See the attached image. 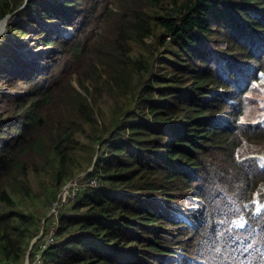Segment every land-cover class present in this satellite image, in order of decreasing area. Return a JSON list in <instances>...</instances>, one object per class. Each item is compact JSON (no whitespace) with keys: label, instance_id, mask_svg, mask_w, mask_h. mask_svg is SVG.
Wrapping results in <instances>:
<instances>
[{"label":"trees","instance_id":"trees-1","mask_svg":"<svg viewBox=\"0 0 264 264\" xmlns=\"http://www.w3.org/2000/svg\"><path fill=\"white\" fill-rule=\"evenodd\" d=\"M24 2L0 0V20ZM47 3L27 0L50 17ZM50 7L73 34L48 41L59 50L44 71L8 75L25 94H2L0 264H23L59 190L82 172L57 241L31 264H264V128L245 117L248 87L264 75V0ZM160 62L175 71L157 73ZM187 191L193 222L148 197Z\"/></svg>","mask_w":264,"mask_h":264},{"label":"rangeland","instance_id":"rangeland-1","mask_svg":"<svg viewBox=\"0 0 264 264\" xmlns=\"http://www.w3.org/2000/svg\"><path fill=\"white\" fill-rule=\"evenodd\" d=\"M26 6L27 4L24 3L22 8H20L17 11L14 20H19L18 23L25 25L27 24V21H29V19L32 18L33 21H30L31 24L30 26H28V32L23 34L14 33V31L11 30L12 27L7 26L8 21L12 19V18L10 19L9 16H8L9 18L5 16L0 20V112L3 111L5 112L6 109L8 108L6 102L3 100L2 97L3 93L5 92L13 93L17 91L19 93L25 94L28 90V86L26 85L27 83L23 79H19V82L17 81L18 85L16 86L15 89H13L12 85L7 84L5 82L6 80H8V75L10 73H14L18 71L24 72L23 65H27L30 69H33L35 65L34 62L32 64V61L35 62L40 61V64L42 66L41 68L40 67L39 68L41 70L43 69L44 71L46 69V66L52 63L47 53L50 50L55 52L59 50L56 46L50 48L45 47L46 52L40 50L41 46L39 45L40 43L39 41H42L44 40L45 37H50L51 35L49 31L47 32V34L45 32L42 33L41 29L47 26L49 30V26L54 25L55 23L52 22L53 21L52 17H47V13L45 11L35 12L31 14V12L28 11L31 9L27 6L26 12H22L21 10ZM84 8L85 7H82V9ZM59 25H64V22L59 23ZM32 29H35V31H32ZM53 29H55V27H53ZM50 31L52 33L53 30ZM68 31L69 33H71V28L68 29ZM57 35L58 33L54 34V36ZM34 38L38 41V43H35ZM18 48L21 49V51H17ZM22 51L28 52L32 60L30 58H28L27 60L24 59L26 58V54L22 53ZM24 61L27 64H24ZM172 66L167 62H160L158 63V68H156V72L159 73L160 71L163 74L168 75L169 73L175 71ZM44 80L45 79H43V81ZM254 85H255V89L252 90L249 87L248 89L249 91L247 92L248 97L253 99V104L251 106L249 105L245 111V117L247 116L246 117L247 119H250L258 112L257 107L259 106L260 100L264 99V80L254 82ZM102 104L104 105L105 103ZM104 110L106 111V113H104V116L109 118L110 117L109 109L105 108ZM260 161L263 160L261 159ZM84 175L85 172L76 175L73 179L67 181L61 187L57 199L52 204L50 210L45 214L44 217H42L41 219L42 223L40 224V228L36 233V236L30 242L29 249L31 250V252H33L35 248H39L41 245L50 246L54 244L55 241H57L55 239V231L58 227L59 211L62 212L66 211V213H70V214L73 212L69 204L71 202H74L77 192L85 184ZM186 193L187 194L184 195L187 197L183 199L166 200V196L160 193L149 194L148 197L151 198L152 201L155 202V204H157L162 209V212L167 217L169 214H174L175 217L183 218L188 222H193V218H192L193 214L191 213H196L197 211L194 208L191 199L189 198L190 191H187ZM137 194L139 193L137 192ZM168 229H172V227L168 226ZM31 252L28 250V254L25 257L23 264L25 262L26 263L32 262Z\"/></svg>","mask_w":264,"mask_h":264},{"label":"clouds","instance_id":"clouds-1","mask_svg":"<svg viewBox=\"0 0 264 264\" xmlns=\"http://www.w3.org/2000/svg\"><path fill=\"white\" fill-rule=\"evenodd\" d=\"M56 1L57 0H48V3H47V7H48V12L49 13H51V15H50V17H52L53 19V21L52 22H54L55 24V26L54 25H50L49 26V30H48V27L47 26H45V27H43L41 30H42V33L43 32H45L46 34H47V32L49 31V33L51 34L50 35V37H45L44 38V40H42V41H39L40 43H39V45L41 46V48H40V50H42L43 52H46V49H45V47H48V48H50V47H55L56 45H54V44H49V42L48 41H50V40H53V39H56L57 37H59V36H68V37H70L72 34H73V28L71 27V26H69V25H67V24H65L64 23V25H59V23H62L63 21L60 19V18H58L56 15H54L53 13H52V10H51V7H50V5L51 4H54V5H57L58 4V2H60V1H63V0H58L57 1V3H56ZM25 4H27V0H25V2H24ZM23 3V4H24ZM23 4H21V6L14 12V14H12V15H8L9 17H10V19L11 20H13V21H9V22H11V23H18L19 22V20H14V18H15V15H16V13H17V11L20 9V8H22V6H23ZM26 9H27V6L25 7V8H23L21 11L22 12H26ZM29 11V10H28ZM32 14V13H31ZM7 16V17H8ZM8 17V18H9ZM19 19V18H18ZM30 21H33V19L31 18L30 19ZM30 21H27V24H25V27H26V30H25V32H22V34L23 33H26V32H28V26H30V24H31V22ZM24 25V24H23ZM53 27H55V29H53ZM71 28V33H69V31H68V29H70ZM38 29V28H37ZM36 29V30H37ZM50 30H53L52 31V33H51V31ZM32 31H35V29H32ZM55 33H58V35L57 36H54V34ZM69 33V34H68ZM21 34V33H20ZM35 39V38H34ZM38 39H39V37H38ZM35 41V43H38V41L35 39L34 40ZM30 42H32V41H30ZM32 44V43H31ZM37 45V44H36ZM31 46V45H30ZM29 50V49H28ZM17 51H21V49H17ZM15 53V52H14ZM22 53H24V54H26V58H24V59H28V58H30L31 59V57L29 56V54H28V52H26V51H22ZM53 53H55V51H52V50H50L48 53H47V55L49 56V58H50V60H51V56H52V54ZM262 54H264V51H262ZM262 59L264 60V55L262 56ZM32 60V59H31ZM33 62H34V65H35V67L34 68H36V69H38V70H40V71H43V69L41 70L40 68H41V64H40V61H37V62H35V61H32V64H33ZM264 62V61H263ZM24 64H27V63H25V61H24ZM29 64H31V63H29ZM52 64V63H51ZM50 64V65H51ZM50 65H47L46 66V68L48 67V66H50ZM24 66H27V65H23V68H24ZM264 66V65H263ZM263 66H261V68L263 67ZM28 67V66H27ZM40 67V68H39ZM29 68V67H28ZM33 68V69H34ZM260 68V69H261ZM19 72V71H18ZM18 72H14V73H10L9 75H14V74H16V73H18ZM259 75H260V77L259 78H257V79H254V80H252V82H251V84L249 85V87H250V89H255V85H254V82H257V81H263L264 80V75L262 74V73H260V70H259ZM249 87H248V89H249ZM248 91V90H247ZM13 93H18L17 91H15V92H13ZM257 110H258V112L253 116V117H251V120L250 121H252V123H255V124H257V125H259V126H262L263 128H264V99H261L260 100V103H259V106L257 107ZM261 159L263 160V161H260L261 162V164L264 166V159L261 157ZM260 159V160H261ZM264 208V205L262 206V207H258L257 209H256V211L257 210H261V209H263ZM192 214V213H191ZM196 214V213H195ZM178 219H181V220H183V221H186V220H184L183 218H179V217H177ZM188 222V221H187Z\"/></svg>","mask_w":264,"mask_h":264},{"label":"built area","instance_id":"built-area-1","mask_svg":"<svg viewBox=\"0 0 264 264\" xmlns=\"http://www.w3.org/2000/svg\"><path fill=\"white\" fill-rule=\"evenodd\" d=\"M58 212V211H57ZM57 214V213H56ZM48 247L47 245H41L39 248H38V252H36L35 256H34V260L33 262L35 263H38L39 261H41L42 259V256L41 254L43 253L44 249ZM24 264H31V262H25Z\"/></svg>","mask_w":264,"mask_h":264}]
</instances>
